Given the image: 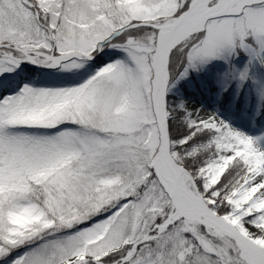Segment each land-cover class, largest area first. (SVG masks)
<instances>
[{
    "label": "snow or ice",
    "instance_id": "1",
    "mask_svg": "<svg viewBox=\"0 0 264 264\" xmlns=\"http://www.w3.org/2000/svg\"><path fill=\"white\" fill-rule=\"evenodd\" d=\"M0 264H264V0H0Z\"/></svg>",
    "mask_w": 264,
    "mask_h": 264
}]
</instances>
